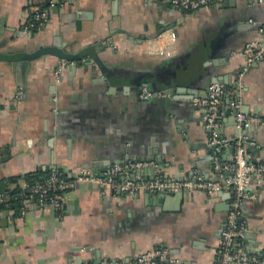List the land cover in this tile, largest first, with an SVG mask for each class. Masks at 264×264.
Here are the masks:
<instances>
[{
  "label": "crops",
  "instance_id": "0c3cea01",
  "mask_svg": "<svg viewBox=\"0 0 264 264\" xmlns=\"http://www.w3.org/2000/svg\"><path fill=\"white\" fill-rule=\"evenodd\" d=\"M34 5L0 0V192L21 191L51 169L97 176L127 162L152 164L131 172L142 179L209 178L212 156L231 163L238 139L247 163H264V127L237 129L223 100L215 134L230 143L214 149L191 105L210 84H239L240 112L264 117V57L247 65L242 54L264 27V3L223 0L178 13L169 0H44L46 21L23 33ZM167 29L179 41L175 57L146 55L144 42ZM141 90L163 98L141 101ZM220 193L190 191L175 202L76 183L61 216L0 209V264H100L155 250L175 264H212L230 200ZM246 193L243 246L260 256L264 179Z\"/></svg>",
  "mask_w": 264,
  "mask_h": 264
},
{
  "label": "built area",
  "instance_id": "2783aa9c",
  "mask_svg": "<svg viewBox=\"0 0 264 264\" xmlns=\"http://www.w3.org/2000/svg\"><path fill=\"white\" fill-rule=\"evenodd\" d=\"M35 4L32 15L26 25L22 27L23 33H31L38 30L46 21L48 13L39 9L37 4L44 0H26ZM223 0H169V6L180 12H195L211 7ZM256 4L264 3V0H247ZM52 7V4L49 5ZM258 39L247 43L243 48V56L247 65L256 63L264 57V27L257 30ZM179 45L174 29L162 31L152 39L144 42V51L148 56H158L164 59L175 57L176 48ZM63 62V61H62ZM56 69L55 74H58ZM241 76V75H240ZM239 84L233 90H227L218 84H210L202 97L191 99V105L202 113L204 128L210 132L209 145L216 149L217 146H225L230 139L218 140L215 134L217 122L223 107V100L227 102L226 109L231 112L235 127L248 128L264 127V117L244 115L240 112L237 98L239 97ZM163 98L160 94H154L141 90L139 99ZM234 151L232 161L222 164L214 154L212 156L211 175L203 178L193 175L189 179L163 181L155 175L150 179H142L131 172L152 167L149 162H127L124 166H111L103 173L93 176L90 172L80 170L73 175H62L55 169L48 171L47 175L36 182L26 185L15 197L17 201L18 215L23 216L30 206L39 210H51L58 216L63 213V197L76 183H89L99 189L100 194L108 190L131 196L138 192L148 194H184L190 191L203 192L213 196L220 192H229L230 200L227 207V215L224 227L217 239L215 258L212 264H264V254L260 256L249 255L243 246L244 225L239 217V208L245 201L252 199L246 193V187L252 179L258 181L264 179V163L252 165L247 163L244 156V146L241 139L232 141ZM8 199L7 195L0 192V205ZM100 264H175L167 257L165 250H155L126 261H103Z\"/></svg>",
  "mask_w": 264,
  "mask_h": 264
},
{
  "label": "trees",
  "instance_id": "16d2710c",
  "mask_svg": "<svg viewBox=\"0 0 264 264\" xmlns=\"http://www.w3.org/2000/svg\"><path fill=\"white\" fill-rule=\"evenodd\" d=\"M58 173L62 174L61 172L58 171ZM47 175V173H46ZM45 175V176H46ZM63 175V174H62ZM45 176H43L42 178H36V179H32L30 182L27 183L28 184H31L33 182H36L40 179H43ZM20 191L18 190H12V191H4V192H1V193H4L5 195H7L8 199L2 204L0 205V209L2 208H10V209H17L18 206H17V201L14 200V197L19 193Z\"/></svg>",
  "mask_w": 264,
  "mask_h": 264
},
{
  "label": "water",
  "instance_id": "95a60500",
  "mask_svg": "<svg viewBox=\"0 0 264 264\" xmlns=\"http://www.w3.org/2000/svg\"><path fill=\"white\" fill-rule=\"evenodd\" d=\"M221 193H217V195H220ZM164 195L165 194H158L156 197L157 198H161V199H165L164 198ZM181 194L180 193H177V194H174V195H172L171 197H172V199L176 202L177 200L179 201L180 199H181Z\"/></svg>",
  "mask_w": 264,
  "mask_h": 264
}]
</instances>
